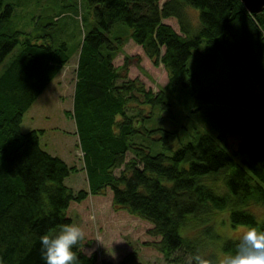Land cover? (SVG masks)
Masks as SVG:
<instances>
[{
	"label": "trees",
	"instance_id": "16d2710c",
	"mask_svg": "<svg viewBox=\"0 0 264 264\" xmlns=\"http://www.w3.org/2000/svg\"><path fill=\"white\" fill-rule=\"evenodd\" d=\"M84 2L93 25L77 46L73 103L64 113L74 120L87 188L73 190L64 179L77 167L41 147L42 129H20L24 112L71 52L65 41L45 32L12 29L13 5L0 0V63L19 45L0 71V264H44L39 237L72 223L67 215L70 202L108 189L113 209L152 224L147 231L159 239L145 244L156 248L168 264H188L195 254L202 255L201 240L182 230L191 219L206 222L211 211L227 209L232 226L264 229V219L251 209H264V8L252 13L240 0ZM190 7L198 9L196 24ZM80 17L85 19L84 14ZM168 18L176 20L178 30L165 22ZM115 25L130 31L111 34ZM128 38L167 71V84L160 91L127 77L130 56L125 55L121 65L113 63ZM193 52L207 67L221 58L233 67L234 83L250 76L261 89L260 96L242 90L236 97L250 109V117L236 127L240 138L234 156L204 131L194 130L173 148L177 129L145 124L155 108L172 117L167 97L178 98L180 90L207 100L208 92L195 89L187 66ZM127 151L133 157L125 162ZM121 165L122 171L114 175ZM207 178L222 181L225 190H215ZM209 228L203 230L210 234ZM235 243L223 239L222 251H233ZM78 255L80 264H144L136 249L117 262L99 259L96 250L86 253L83 246Z\"/></svg>",
	"mask_w": 264,
	"mask_h": 264
},
{
	"label": "rangeland",
	"instance_id": "374dc122",
	"mask_svg": "<svg viewBox=\"0 0 264 264\" xmlns=\"http://www.w3.org/2000/svg\"><path fill=\"white\" fill-rule=\"evenodd\" d=\"M5 2L13 5L10 17L12 29L29 31L32 34L45 32L56 40L65 41L71 52L61 71L24 112L20 129L23 132L42 129L39 138L41 147L59 156L68 165L77 167V170L66 176L64 183L73 190L87 188L76 133L68 129L66 121L69 120L63 109L67 108L73 94L77 46L81 42L83 32L93 25L90 10L86 8L84 0H5ZM188 12L191 21L196 24L198 9L190 7ZM81 14H84V20L81 19ZM165 22L178 30L174 18H168ZM129 31L126 25H115L111 34L127 35ZM18 49L19 45L4 58L0 63V71ZM199 49L204 51V44H201ZM194 54L195 52L188 59L187 66L192 73L191 79L195 89L208 92L207 100L191 95L187 90H180L178 98L172 95L167 97L168 102H171L172 117L169 112L167 114L164 110L155 108L145 124L148 127L177 129L178 135L172 143L173 148L179 142H185L194 130L204 131L215 136L218 143L234 156L233 151L240 138L236 127L250 117V109L241 104L236 97L241 95L242 90H251L254 95L260 96L261 89L250 76L241 78L240 83H234L233 67L225 65L221 58H217L210 63V67H207L196 61ZM125 55L131 57L127 66L129 79H135L145 89H151L154 93L165 87L168 74L163 65L161 63L154 65L141 46L130 38L125 39L113 63L121 65ZM214 121L219 123L214 126L212 124ZM65 128L67 129L64 130ZM136 140L141 141L140 138ZM131 157L133 154L127 151L125 162ZM123 168V165L115 168L113 174L118 175ZM206 181L219 192L225 190L222 181L211 178H207ZM251 209L258 219H264V209L261 206L253 205ZM67 215L72 219V223L81 225L87 233V243L83 246L86 253L96 250L99 259L117 262L123 255L136 249L139 259L144 264H168L156 248L145 244L159 239L147 231L152 224L123 209H113L109 189L105 194H88L80 202H70ZM206 217V222L191 219L182 233L201 240L202 255L212 254L215 257L224 252L221 249L222 240L235 239L237 230L246 225L232 226L227 209L211 211ZM206 226L210 227V234L203 230Z\"/></svg>",
	"mask_w": 264,
	"mask_h": 264
},
{
	"label": "clouds",
	"instance_id": "9594fccd",
	"mask_svg": "<svg viewBox=\"0 0 264 264\" xmlns=\"http://www.w3.org/2000/svg\"><path fill=\"white\" fill-rule=\"evenodd\" d=\"M235 249L210 259L199 253L188 264H264V229L243 226L237 230ZM44 264H80L78 253L87 243V233L79 224L63 223L39 237Z\"/></svg>",
	"mask_w": 264,
	"mask_h": 264
},
{
	"label": "water",
	"instance_id": "95a60500",
	"mask_svg": "<svg viewBox=\"0 0 264 264\" xmlns=\"http://www.w3.org/2000/svg\"><path fill=\"white\" fill-rule=\"evenodd\" d=\"M244 8L252 13L259 12L264 8V0H240Z\"/></svg>",
	"mask_w": 264,
	"mask_h": 264
},
{
	"label": "crops",
	"instance_id": "0c3cea01",
	"mask_svg": "<svg viewBox=\"0 0 264 264\" xmlns=\"http://www.w3.org/2000/svg\"><path fill=\"white\" fill-rule=\"evenodd\" d=\"M41 94V93H40ZM72 98H73V94H72V96H71V101H70V103H69V105L67 106V108H64L63 109V112H64V110H70L71 108H72V103H73V100H72ZM67 117V119L69 120V121H66V123H67V125H68V129H71V131H74L75 132V124H74V120L71 118V117H69V116H66ZM67 128H65L64 130H66ZM76 133V132H75ZM76 137H77V134H76ZM47 150V149H46ZM48 152H50V151H48ZM52 154V153H51Z\"/></svg>",
	"mask_w": 264,
	"mask_h": 264
}]
</instances>
